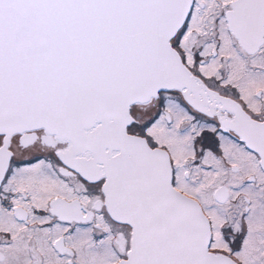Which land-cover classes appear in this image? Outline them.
Returning <instances> with one entry per match:
<instances>
[{"label":"snow or ice","instance_id":"snow-or-ice-1","mask_svg":"<svg viewBox=\"0 0 264 264\" xmlns=\"http://www.w3.org/2000/svg\"><path fill=\"white\" fill-rule=\"evenodd\" d=\"M0 264H264V0H0Z\"/></svg>","mask_w":264,"mask_h":264}]
</instances>
